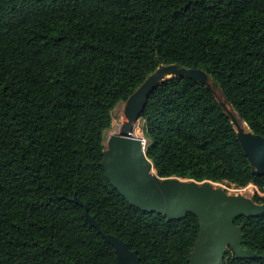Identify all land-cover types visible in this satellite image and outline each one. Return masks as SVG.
I'll return each mask as SVG.
<instances>
[{"label":"trees","instance_id":"obj_1","mask_svg":"<svg viewBox=\"0 0 264 264\" xmlns=\"http://www.w3.org/2000/svg\"><path fill=\"white\" fill-rule=\"evenodd\" d=\"M163 65L203 70L264 137V0H0V264H116L74 199L140 264H189L195 215L131 206L101 167L112 110ZM139 119L159 178L252 184L264 204V175L206 87L168 79ZM234 225L259 257L228 248L223 264H264V214Z\"/></svg>","mask_w":264,"mask_h":264},{"label":"water","instance_id":"obj_2","mask_svg":"<svg viewBox=\"0 0 264 264\" xmlns=\"http://www.w3.org/2000/svg\"><path fill=\"white\" fill-rule=\"evenodd\" d=\"M171 78L196 81L215 96L209 77L203 70L178 65L158 67L124 102L126 121L118 134L109 136L102 152L101 167L105 176L131 206L143 212L161 214L169 221L183 219L187 213L195 215L199 233L189 264H223L228 248L237 258H258L257 254L241 248L242 234L234 221L239 217L264 214V204H256L242 196L229 197L224 190L215 189L209 183L162 179L155 171L151 173L153 166L145 156L141 139L133 135L134 125L141 117L149 94ZM214 87H217L216 83ZM216 101L230 119L252 174L264 175V137L254 134L248 127L247 131L244 130L225 102L217 98ZM73 202L84 208L91 226L113 247L116 264H140L136 252L130 251L128 245L118 238L104 234L94 218L89 216L87 208L77 199Z\"/></svg>","mask_w":264,"mask_h":264},{"label":"rangeland","instance_id":"obj_3","mask_svg":"<svg viewBox=\"0 0 264 264\" xmlns=\"http://www.w3.org/2000/svg\"><path fill=\"white\" fill-rule=\"evenodd\" d=\"M214 91L223 98L221 91L218 88H215ZM216 96V93H215ZM217 98V96H216ZM224 100V98H223ZM123 108H124V102H120L118 103L114 109L111 112V116H112V121H111V126L108 130H106L103 134V138H104V149L106 148V143L107 140L109 138L110 135L112 134H118L119 130H120V126L122 125L123 121ZM115 125V130L113 129V126ZM141 126H142V121L139 119L135 125H134V130H133V135L137 138L142 137V132H141ZM202 184V183H201ZM210 185H212L215 189H222L225 191L226 195L229 197H238V196H242V197H246L250 200H252L254 194H259V195H263L262 193H260L258 191V189L252 185L249 184L248 186H246L245 188H237L234 185H229L227 183H222V184H217V183H209Z\"/></svg>","mask_w":264,"mask_h":264},{"label":"bare ground","instance_id":"obj_4","mask_svg":"<svg viewBox=\"0 0 264 264\" xmlns=\"http://www.w3.org/2000/svg\"><path fill=\"white\" fill-rule=\"evenodd\" d=\"M216 93V96H217V99L219 100V101H224L223 100V98L217 93V91L215 92ZM226 107H227V109L230 111V112H232L231 111V108H230V106H228L227 104H226ZM233 113V112H232ZM234 114V113H233ZM235 115V114H234ZM236 116V115H235ZM237 119V118H236ZM238 120V119H237ZM123 121L125 122L126 121V119H125V117H123ZM123 122V123H124ZM122 123V124H123ZM238 123L240 124V126L244 129V130H246L247 131V126H246V124L243 122V121H238ZM112 130H115V125L113 126V129ZM151 173L153 174L154 173V170L152 169L151 170Z\"/></svg>","mask_w":264,"mask_h":264},{"label":"built area","instance_id":"obj_5","mask_svg":"<svg viewBox=\"0 0 264 264\" xmlns=\"http://www.w3.org/2000/svg\"><path fill=\"white\" fill-rule=\"evenodd\" d=\"M140 139H141V144H142V146L144 147V144H145L146 140H145V138H144L143 136L140 137Z\"/></svg>","mask_w":264,"mask_h":264}]
</instances>
